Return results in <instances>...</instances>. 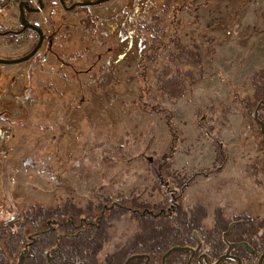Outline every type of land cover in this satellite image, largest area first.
Returning <instances> with one entry per match:
<instances>
[{"label":"rangeland","instance_id":"obj_1","mask_svg":"<svg viewBox=\"0 0 264 264\" xmlns=\"http://www.w3.org/2000/svg\"><path fill=\"white\" fill-rule=\"evenodd\" d=\"M18 2L5 8L10 28ZM57 20L58 65L48 54L43 66L0 67V111H9L0 126V223L13 236L29 213L91 209L117 190H147L156 182L142 154H175L178 173L205 165L217 146L203 129L230 154L264 151L253 120L260 109L264 122V0H110L59 5ZM6 38L16 58L35 36Z\"/></svg>","mask_w":264,"mask_h":264},{"label":"flooded vegetation","instance_id":"obj_2","mask_svg":"<svg viewBox=\"0 0 264 264\" xmlns=\"http://www.w3.org/2000/svg\"><path fill=\"white\" fill-rule=\"evenodd\" d=\"M11 1H0L1 42L10 35L33 34L27 53L37 45L40 34L30 28L23 30L19 22V3L25 1V19L42 29L41 46L31 58L34 67L37 63L43 66L48 54L52 64L58 65L59 0H19L16 28H10L5 10ZM39 15L44 17L45 26L35 20ZM8 47L5 41L0 45V60L27 54L11 58ZM14 65L0 63V67ZM3 76L0 69V80ZM260 104L259 108L264 106V99ZM259 112L258 120L253 113V120L264 140ZM8 113L7 109L0 111V126L6 125L2 123ZM206 119L202 117V122ZM210 130L203 132L217 151L205 165L178 173L171 168L175 154L160 158L142 154L139 159L149 165L156 182L145 186L147 190L139 185L128 195H117V190L108 198L101 197L98 206L91 209L29 213L18 236H13L7 222L0 223V264H18L27 244L19 264H264V151L257 145L259 151L254 154H230V148L217 142ZM227 170L232 173L229 179ZM211 179L214 182L208 186L198 185ZM50 220L59 223L48 227ZM26 225L33 226L29 233H25ZM38 232L44 233L28 239Z\"/></svg>","mask_w":264,"mask_h":264},{"label":"water","instance_id":"obj_3","mask_svg":"<svg viewBox=\"0 0 264 264\" xmlns=\"http://www.w3.org/2000/svg\"><path fill=\"white\" fill-rule=\"evenodd\" d=\"M107 1H110V0H95V1L75 2V3L71 4L70 6H67L64 0H59V3H60V5L62 6V8L64 10L71 11V10H73L76 7L94 6V5H99V4L105 3ZM23 5H25V6L28 7V3L25 2V1H21L19 3V9H20L19 22L23 26L22 29L24 30L26 28H30L32 30L37 31L40 34L39 41H38L37 45L29 53H27L26 55H24V56H22L20 58H16V59L0 60V63H2V64L14 65V64H20V63L26 62V61L30 60L34 56V54L36 53V51L41 46V43H42V29L40 27L34 25V24L29 23L25 19L24 11H23ZM260 105L261 104H259V106ZM257 115H258V110L256 109L255 110V113H254V119H256V120H258L257 119ZM258 122L260 124L261 131L264 133V123L262 121H258ZM58 223L59 222H57V221L50 220V221L47 222L46 225L48 227H50V225L58 224ZM41 233H44V232H38L37 234H35V236H28V239L37 237V235H39ZM28 246H29V244L25 245L24 250L20 253L19 258H18V264L22 260V258L24 257V255H25V253H26V251L28 249Z\"/></svg>","mask_w":264,"mask_h":264},{"label":"trees","instance_id":"obj_4","mask_svg":"<svg viewBox=\"0 0 264 264\" xmlns=\"http://www.w3.org/2000/svg\"><path fill=\"white\" fill-rule=\"evenodd\" d=\"M46 215H49V214H46Z\"/></svg>","mask_w":264,"mask_h":264}]
</instances>
